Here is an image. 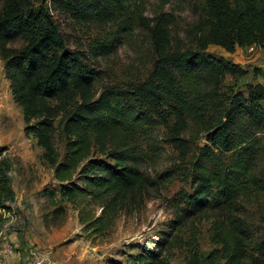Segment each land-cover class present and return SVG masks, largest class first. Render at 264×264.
Returning a JSON list of instances; mask_svg holds the SVG:
<instances>
[{
	"label": "trees",
	"instance_id": "1",
	"mask_svg": "<svg viewBox=\"0 0 264 264\" xmlns=\"http://www.w3.org/2000/svg\"><path fill=\"white\" fill-rule=\"evenodd\" d=\"M51 3L78 23H106L126 17L137 0ZM204 8L207 27L198 39L201 48L164 54L150 78L127 91L97 94L98 73L82 54L66 48L48 8L36 7L32 0H0V56L25 123L36 120L26 130L44 149L40 159L53 169L58 184L57 190L45 193L53 216L64 215L70 205L90 243L107 237L152 185L139 167L138 134L157 121L172 142L188 149L179 136L191 123L207 144L196 146L192 154L191 190L181 191L172 204L175 220L170 229L198 214L218 213L211 238L220 248L209 255V264H264V229L252 237L247 222L235 216L252 181L256 134L264 136V89L256 85L246 96L227 97L221 93L222 81L240 69L204 51L209 45L227 53L253 45L264 48V0H205ZM15 40L21 47L9 48ZM92 48L100 56L111 51L104 42ZM56 132L65 139L61 159ZM5 151L0 147V228L13 199L10 162L1 158ZM170 243L165 234L158 249L129 256L127 264H167L162 253Z\"/></svg>",
	"mask_w": 264,
	"mask_h": 264
},
{
	"label": "rangeland",
	"instance_id": "2",
	"mask_svg": "<svg viewBox=\"0 0 264 264\" xmlns=\"http://www.w3.org/2000/svg\"><path fill=\"white\" fill-rule=\"evenodd\" d=\"M204 2L137 0L119 21L78 23L51 0H32L34 6L48 8L66 48L82 54L98 73L97 94L103 90L127 91L147 81L156 61L166 53L199 50L198 39L207 27ZM96 42L109 44L111 51L95 55L92 47ZM8 47L18 49L21 42L12 41ZM204 51L239 67L238 75H227L222 81L221 93L227 97L232 93L246 96L247 90L256 85L264 89L263 47L256 46L252 52L237 48L227 53L209 45ZM261 105L264 107V101ZM35 122L25 123L0 56V147L6 149L1 158L10 162L8 178L13 191L12 202L7 203L11 212L3 213L0 228V248L8 243L14 250L8 264H33L31 254L36 252L40 256L46 254L48 264H127L129 256L158 249L165 234L171 240L162 253L167 264H209V255L220 248L211 238L215 222L220 221L218 213L204 212L176 230L170 229L175 220L172 204L177 203L181 191L191 190L188 175L192 154L196 146L207 144L193 124L179 136L188 149L172 142L167 129L157 121L154 127L138 134L135 144L139 167L152 183L150 191L135 209L117 219L107 237L90 243L78 223L77 211L70 205L62 216L51 214L53 206L45 193L57 190L58 184L53 169L40 159L44 149L38 146L34 134L26 130ZM57 122L55 119L54 124ZM256 138V158L250 169L252 181L235 212V216L247 222L252 237L264 229V136L256 134ZM54 144L61 159L65 139L60 132L54 134Z\"/></svg>",
	"mask_w": 264,
	"mask_h": 264
},
{
	"label": "built area",
	"instance_id": "3",
	"mask_svg": "<svg viewBox=\"0 0 264 264\" xmlns=\"http://www.w3.org/2000/svg\"><path fill=\"white\" fill-rule=\"evenodd\" d=\"M256 47L249 46L246 47V50L254 51ZM14 254V250L11 244L5 243L0 248V263L4 262V264H8L12 258V255ZM31 259L33 261V264H48L47 255L44 254L40 256L38 252L31 254Z\"/></svg>",
	"mask_w": 264,
	"mask_h": 264
}]
</instances>
